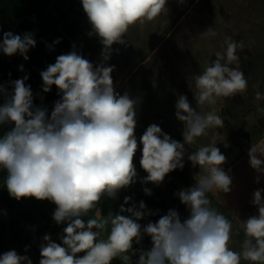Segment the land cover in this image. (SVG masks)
<instances>
[{
    "label": "clouds",
    "instance_id": "obj_1",
    "mask_svg": "<svg viewBox=\"0 0 264 264\" xmlns=\"http://www.w3.org/2000/svg\"><path fill=\"white\" fill-rule=\"evenodd\" d=\"M167 3L168 0H81L91 25L88 35L98 36L103 46L101 62L94 66L73 45L71 52L58 55L54 64L40 72L42 91L48 93L55 85L60 96L50 115L46 107L34 105L31 86L25 83L27 75L11 81V92L0 85V126L11 125L0 135V168L7 172L9 196L17 201L31 197L53 202V220L57 225H67L60 237L62 243L54 242L50 235L43 236L39 264H111L114 258L131 264L137 252L135 264H241L242 260L264 264V189L255 190L251 201L258 215L246 220L233 217L238 219L245 238L241 252L232 250L229 242L233 219L211 207L208 195L232 191L231 169L225 171L222 167L227 158L215 139L191 154L185 147L207 136L210 128H223L224 121L215 112L201 114L185 95H179L175 104V118L184 125L183 143L153 123L139 138V163L147 173L142 184H161L167 174L184 168L186 154L193 167L205 170L207 174L191 188L175 193L189 209V217L181 222L178 212L170 209L157 222L142 226L139 221L156 213L148 210L143 201L138 207L134 202L125 207L132 200L128 196L115 214L105 216L98 208L103 197L115 200L121 189L137 182L134 156L138 150L135 129L139 100L115 90L111 75L115 65L108 66L107 61L114 44H128L125 34L130 26L153 21L167 10ZM205 34L215 36L216 32L209 27ZM59 42L57 39L54 44ZM225 43L224 55L216 53V59L194 77L197 105L215 104L217 98L233 97L247 89L244 73L230 67L239 62L237 50L243 44L231 38ZM35 47L36 40L30 32L23 36L4 32L0 41V52L8 57L18 53L25 61ZM48 47L51 50L52 46ZM19 70L24 71L23 65ZM255 98L264 97L256 92ZM247 154L250 167L258 174L254 182L259 184L264 175V141L252 144ZM143 191L152 194L147 187ZM89 212L93 216L85 221L83 217ZM109 228L107 239L101 238ZM145 234L151 238L152 247L146 251L134 249V243L140 244ZM80 253L83 255H77ZM0 264L33 262L27 255L9 250L0 255Z\"/></svg>",
    "mask_w": 264,
    "mask_h": 264
},
{
    "label": "rangeland",
    "instance_id": "obj_2",
    "mask_svg": "<svg viewBox=\"0 0 264 264\" xmlns=\"http://www.w3.org/2000/svg\"><path fill=\"white\" fill-rule=\"evenodd\" d=\"M59 3L62 12L65 13L69 10L68 0H59ZM73 7L80 12V15L77 14V17L72 21L78 19L80 24L74 36L65 37L94 66L98 65L101 62L103 46L98 36L90 37L88 35L91 25L83 11L82 4L76 3ZM50 9L52 15L57 16L54 7L51 6ZM166 9L153 21L130 26L125 34L128 44H114L113 54L107 61L108 66L115 65V70L111 74L114 84L125 75L130 76L128 82L123 85V90L120 86L115 87L114 85L116 91L121 95L128 92L131 97L139 100L136 107L137 126L135 129L138 150L134 156V164L137 168L140 167L139 161L142 155L139 138L147 127L153 124V120H157L155 116L157 112L162 113L161 109H164L165 114H171L168 117L169 123L155 124L160 126L162 132L168 134L172 139L183 142L184 125L175 118V104L179 95L187 96L192 107L201 114L216 110L215 104L197 105L194 99L196 92L194 77L204 70L206 64H210L216 59V53L224 55L227 47L225 42L229 38L243 44L242 49L237 50V55L240 57L239 62L230 65V67L237 68L244 73L248 86L243 93L226 98L228 101L226 103H230L231 106H226L228 114L222 118L224 124L235 118V124L239 127L245 121V126L251 133L248 135L249 139L254 141L257 136L254 131L255 126L262 121L260 118L264 119V98L260 100L255 98L256 92H260L264 97V0H183V3L181 0H168ZM57 25L58 29L66 30L67 21L61 19ZM209 27L216 32L215 36L205 34ZM245 100L249 101L250 105L249 103L247 106L243 103L240 104ZM242 109L245 111H241ZM240 111L241 113H239ZM246 113L252 114L247 121L241 115ZM261 131L263 130L259 129L257 134ZM237 132L235 131V134ZM185 147L187 151L195 148L187 145ZM202 170H204L203 168H201V172L204 173ZM189 173L191 172L185 168H178L167 174L160 185L155 184L161 196L159 200L165 207V215L170 209H174L180 218L189 217V209L175 195L176 192L191 188L195 184L194 176L192 175V178ZM142 179L143 176H140L134 185L121 189L118 193L119 197L128 196L132 199L137 197L145 187L140 182ZM5 193L0 188V255L6 251L15 250L19 255H27L33 264H39L40 250L33 243L18 241V246L14 244L20 233L10 226L7 206L3 198ZM6 194L8 195V193ZM209 199L211 207L233 219L231 202L222 204L211 195H209ZM105 209L100 210L103 215L111 212V210ZM247 209L245 207L247 213L243 212V217L240 220H246L253 215V213H248L251 211ZM33 213L27 221H32L37 217V212ZM23 233L30 235V230H23ZM50 236L54 242L62 243L58 233H52ZM101 238H103L102 235ZM244 238V232L238 226V219H233L229 247L234 251L241 252ZM147 241L152 246L151 238ZM26 246L27 252L31 251L34 259L25 251ZM141 247L140 245L136 249L140 250ZM112 262L122 264L123 260L114 258ZM241 264H255V262L242 260Z\"/></svg>",
    "mask_w": 264,
    "mask_h": 264
},
{
    "label": "trees",
    "instance_id": "obj_3",
    "mask_svg": "<svg viewBox=\"0 0 264 264\" xmlns=\"http://www.w3.org/2000/svg\"><path fill=\"white\" fill-rule=\"evenodd\" d=\"M68 1L69 10L64 13L60 7L59 0H0V41H2L3 33L9 31L21 36L26 32H30L36 40V47L30 49L27 53L29 56L27 61H25L18 53L8 57L0 52V85H4L8 91L11 92V81L22 79L27 75L29 78L25 83L26 85L31 86L34 96V105L37 107H46L49 115L53 110L55 101L60 99V96L58 95V89L55 85L52 86L51 91L48 93L42 91L43 81L40 72L46 70L48 65L54 64L58 55L67 54L73 50V45L66 37L74 36L76 34L80 20L76 19L72 21V19L77 17V14L80 12L76 11L73 6L76 3L81 4V0ZM51 6L56 10L57 16L52 15L50 9ZM61 19L67 21V25L65 26L66 30L63 31L58 29L57 25ZM57 39H59L60 42L54 44V41ZM49 45L52 46L51 50H49ZM77 52L84 56L80 51L77 50ZM20 65H23L24 71L19 70ZM41 97H43V99H41ZM2 103L3 97L0 96V104ZM10 127L11 125L0 126V135H3V133ZM6 176V170L0 168V188L3 192L8 193L5 184ZM146 187L151 189L152 194L150 196L142 191L137 197L133 198L128 205H125V207H130L134 202L138 207L139 202L143 201L148 210L156 213L155 215L148 216L139 221L142 226L146 225L149 221L157 222L161 216L165 215L164 205L159 200V192L151 186ZM6 193L3 198L7 206L6 210L10 226L14 227L17 233H20L14 241L15 245L18 246V241L32 243L31 236L23 233V227L27 223L45 221L46 224L44 229L51 230L50 235L52 233H58L60 237L63 235V228L67 225L66 223L57 225L53 220V213L56 209V205L53 202L49 200L39 201L31 197L22 198L17 201L16 199L11 198L9 193L8 195ZM123 203L124 198H120L118 194L115 200L105 196L102 198L98 208H100L99 210L106 208L105 210H111V212L115 214L119 212V208ZM247 208L253 213V215H258L257 209L252 205L248 204ZM34 211L37 212V217L32 219V221H27V219L34 214ZM108 213H105L104 215L106 216ZM123 214L128 215L127 213ZM92 216L93 213L89 212V214L84 216L83 219L86 221L87 219L92 218ZM187 218V216L180 218L181 222ZM109 233L110 228L102 233L103 238L107 239ZM149 238L150 237L145 234L141 243H134L133 248L136 249L141 245L142 250H149L152 247L147 241ZM27 253L34 259L31 251H28ZM77 255L82 256L83 253ZM138 258L139 255L137 254L132 256L131 264H135ZM111 264L114 263L112 262ZM122 264H129V262L123 261Z\"/></svg>",
    "mask_w": 264,
    "mask_h": 264
},
{
    "label": "crops",
    "instance_id": "obj_4",
    "mask_svg": "<svg viewBox=\"0 0 264 264\" xmlns=\"http://www.w3.org/2000/svg\"><path fill=\"white\" fill-rule=\"evenodd\" d=\"M120 76L122 77V75H119V77ZM129 78H130L129 75L128 76L125 75L123 78H120L118 79V81H115V84L114 83L113 84L115 85V87L120 86V88H122L123 90V85H125L128 82ZM246 101L247 100H245V102H240V104L243 103L245 104V106H247L249 101L248 102ZM226 102H228L226 98L220 97V98H217L216 103H215L216 110H214V112L217 115H221V118H223L224 116L228 114L226 112V108L228 107L226 106H231L230 103H228L229 104L228 105ZM160 111H162V113L157 112L155 116L157 120H153V123H158V124H161L162 122H164L165 124L169 123L168 117L171 114H165L166 112H163L164 109H161ZM241 111H245V110L242 109ZM241 111L239 113H241ZM256 114L259 115L258 112H256ZM241 115H242V118H245L246 121L252 116L251 113H246V114H241ZM260 120L262 121L257 123V125L255 126L256 128L254 131L257 136L255 137L254 141H250L249 139L248 135L250 132H248V128H246L245 126L246 122L244 121L243 123L240 124L239 127H237L235 124L236 120L234 118L231 122L224 124L223 128H219V127L210 128L208 130L207 136H201L196 139V142L194 144L187 145V146H192L196 148V149L194 148L195 150L192 149L191 151H187V154H191L193 151H196L199 147L206 146L210 144L213 141V139H215V141L217 142L216 146L220 148L221 152L227 158V162L224 165H222V167L224 168L225 171H228L229 169H231L230 175L233 178V183H232V191L230 193L212 192V193H209V195L213 196L217 201L222 202V204L226 202H231L232 203L231 207L233 209L232 214H234V216L238 217L239 219L243 217L244 213H247L245 211V207H247L248 204H252L251 201L253 199V193L255 192V190H257L258 188L264 189V175H261L259 184L254 182L255 177L258 174L255 172L254 169L250 167L249 157L247 154L252 144L254 145L259 144L261 141H264V123H263L264 119L260 118ZM259 129L263 131L257 134ZM235 131L236 132L238 131V132L235 134ZM242 131L243 133H241ZM180 142L183 143L182 141ZM225 143L229 145L227 148L224 146ZM187 154L184 157V168L188 170V172H191L189 174L191 175L192 178L194 176L193 181L195 183V181L200 176L206 175L207 173L204 170H202L204 172L202 173L201 168H199V166L193 167L191 162L188 161L187 159ZM136 171H137V179H139L140 176H143V178L147 176V173L141 167L139 168L136 167ZM144 185L145 187L154 186L155 187L154 189L157 192H159V190L156 188V185L151 182L144 184ZM262 196H264V193H262ZM248 213L251 214V212L249 211ZM30 236H31V232H30Z\"/></svg>",
    "mask_w": 264,
    "mask_h": 264
},
{
    "label": "water",
    "instance_id": "obj_5",
    "mask_svg": "<svg viewBox=\"0 0 264 264\" xmlns=\"http://www.w3.org/2000/svg\"><path fill=\"white\" fill-rule=\"evenodd\" d=\"M41 225V221L33 222V223H27L24 225V229H29L31 232V239L32 243L40 250L41 244L44 243L43 236L44 235H38V230Z\"/></svg>",
    "mask_w": 264,
    "mask_h": 264
},
{
    "label": "flooded vegetation",
    "instance_id": "obj_6",
    "mask_svg": "<svg viewBox=\"0 0 264 264\" xmlns=\"http://www.w3.org/2000/svg\"><path fill=\"white\" fill-rule=\"evenodd\" d=\"M44 226V221H42L38 230V235H50V230H45Z\"/></svg>",
    "mask_w": 264,
    "mask_h": 264
}]
</instances>
